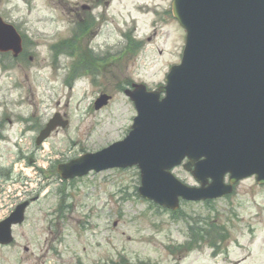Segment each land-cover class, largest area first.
<instances>
[{"label":"rangeland","instance_id":"rangeland-1","mask_svg":"<svg viewBox=\"0 0 264 264\" xmlns=\"http://www.w3.org/2000/svg\"><path fill=\"white\" fill-rule=\"evenodd\" d=\"M172 2L0 0V17L15 26L26 50L17 61L0 54V221L21 201L39 196L14 229V243L0 247V264H68L73 255L83 256L84 247L94 264H173L169 250L192 236L201 239L210 225L213 237H224L215 240L218 250L204 239L184 264H264V186L254 177L228 197L183 202L173 213L140 197L136 167L68 181L58 174L60 164L123 140L137 114L124 89L144 84L155 90L180 63L186 33L172 16ZM80 21L92 22L73 54ZM89 49L97 60L80 64ZM103 94L112 100L96 111ZM56 113L69 126L38 146L40 131ZM173 173L196 185L182 166ZM59 233L73 250L45 259L46 241Z\"/></svg>","mask_w":264,"mask_h":264},{"label":"water","instance_id":"water-1","mask_svg":"<svg viewBox=\"0 0 264 264\" xmlns=\"http://www.w3.org/2000/svg\"><path fill=\"white\" fill-rule=\"evenodd\" d=\"M172 15L186 31L181 63L156 91L143 84L126 90L137 112L129 134L60 165L63 180L137 167L140 196L173 212L181 200L229 196L235 185L253 176L264 185V0H174ZM0 52L14 57L23 52L21 36L1 17ZM111 99L101 95L95 110ZM68 125L56 114L37 145ZM185 159L183 168L198 187L172 172ZM28 205H19L0 223V245L13 243L12 227L24 222Z\"/></svg>","mask_w":264,"mask_h":264},{"label":"flooded vegetation","instance_id":"flooded-vegetation-1","mask_svg":"<svg viewBox=\"0 0 264 264\" xmlns=\"http://www.w3.org/2000/svg\"><path fill=\"white\" fill-rule=\"evenodd\" d=\"M88 7H86V6H84L83 7V9H87ZM87 10H89V9H87ZM96 21V19L95 20H93V22H95ZM90 22H92V21H90ZM90 22H82L81 23V21L80 22H78L77 23V26H76V33H75V39H74V43L73 44H75L76 45V47L74 48V50H73V54H75V52L79 49V46H77L79 43H80V41L82 40V38L84 37V35H82V34H84V33H86V30H88V28H89V24H90ZM87 28V29H86ZM81 36V38H80V40L78 41V39H79V37ZM66 54H69V53H66ZM25 56H26V54H24V55H22V58L21 59H24L25 58ZM88 60V61H90V63H93V62H95V60H97V57L95 56V54H94V52H93V50L92 49H89L85 54H84V56H82L80 59H79V63L80 64H83L82 62L84 61V60ZM78 68V69H77ZM81 68H83L82 66H78V67H76V69H74L73 71H72V75L74 76L75 75V70L76 71H78V70H80ZM87 69V68H86ZM90 72H91V70H90ZM69 76V75H68ZM131 87H132V85H131ZM38 198H39V196H36L35 198H30V197H28V200L27 199H25L24 201H21L20 203H18L17 205H15V207H12V209H11V211H10V213H9V215L6 217V218H8L9 216H11V214L16 210V208L19 206V205H21L22 203H26V202H29V205H28V207H27V209H26V212H25V220H26V215H27V211L29 210V208L31 207V205H32V203H34L35 201H37L38 200ZM5 218V219H6ZM4 219V220H5ZM4 220H2V221H4ZM2 221H0V222H2ZM25 222V221H24ZM24 224V223H23ZM23 224H21V225H15V226H13V231H14V229H16V228H18V227H20V226H22ZM78 224H81V222L79 221V223ZM97 226H98V228L100 227V224H97ZM13 235H14V233H13ZM62 238V233H59V234H56V238L54 239V242L53 243H50V241H46V243H45V248L47 247V249H46V251H44L45 252V256H44V258L45 259H47V257H48V255L49 254H52V256H54L55 258H58V257H62V252H65V251H68V252H71L72 250H73V248L71 247V245H66V244H62V243H65V240L64 239H61ZM190 240V239H189ZM189 240H187L186 242H184L183 244H180V245H178L177 247H175V248H172V249H170L169 250V252H170V256L172 257V260H173V264H184V262H185V259L189 256V254H190V251H189ZM50 244H49V243ZM62 245H64V248L62 249V250H59V246H62ZM54 246H56V248L54 247ZM70 246V247H69ZM0 247H7V246H2V245H0ZM87 249L88 248H86V247H84L83 248V256H80V255H78L77 253L78 252H76V254H77V256L76 255H73L71 258H70V261H69V263L68 264H88V263H90V264H94V262L92 261V260H90V256H89V254L87 253ZM25 252L26 253H29V249L28 248H25ZM86 253V254H85ZM215 258H217L218 257V255H216V256H214ZM60 259V258H59ZM40 260V259H39ZM58 261H62V260H58ZM93 262V263H92ZM95 264H157L156 262L155 263H153V262H151V261H138V262H135V263H130V262H127V261H125V260H122V259H120V260H118V261H112V262H110V261H108V260H106V261H104V260H102V261H97Z\"/></svg>","mask_w":264,"mask_h":264},{"label":"trees","instance_id":"trees-1","mask_svg":"<svg viewBox=\"0 0 264 264\" xmlns=\"http://www.w3.org/2000/svg\"><path fill=\"white\" fill-rule=\"evenodd\" d=\"M72 44V43H71ZM207 225V224H206ZM215 227L213 225H210V227H208V230H201L200 233H202L201 235L204 237H201V239H198L196 238L195 236H192L191 239H190V242H189V251H193L194 248L199 244L201 243L202 241L205 242L204 239H207L208 242L210 243V245L217 249L218 250V246H217V243L215 242V240H219V239H222L224 240V237L223 236H220V235H215L214 237L212 236V234L209 232L211 230H213ZM206 233V234H203V233ZM220 234V233H219ZM200 238V237H199ZM216 250V251H217Z\"/></svg>","mask_w":264,"mask_h":264}]
</instances>
